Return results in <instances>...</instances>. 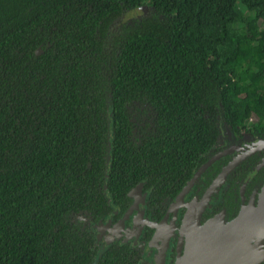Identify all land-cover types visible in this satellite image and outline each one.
I'll return each mask as SVG.
<instances>
[{"label":"trees","instance_id":"obj_1","mask_svg":"<svg viewBox=\"0 0 264 264\" xmlns=\"http://www.w3.org/2000/svg\"><path fill=\"white\" fill-rule=\"evenodd\" d=\"M252 117L264 0H0V264H137L73 217L122 215L138 184L158 207Z\"/></svg>","mask_w":264,"mask_h":264},{"label":"flooded vegetation","instance_id":"obj_2","mask_svg":"<svg viewBox=\"0 0 264 264\" xmlns=\"http://www.w3.org/2000/svg\"><path fill=\"white\" fill-rule=\"evenodd\" d=\"M249 122L235 130L220 127L204 161L176 195L158 207L146 205L147 193L138 184L139 194L144 195L141 216L139 206L132 207L135 186L129 192L131 202L124 213L116 218L109 216L97 225L98 238L105 241V246L117 241L139 249L137 264H223L227 252L230 264H238L237 260L243 263L250 256L264 264V213L258 208L264 184V129L254 128L250 118ZM245 207L249 210L242 228L228 227ZM255 208L260 211V224V215L256 211L252 214ZM210 222L213 227L208 230H215L214 223L230 230L225 233V241L231 248H212L213 239L205 238L200 230ZM149 223L160 225L156 228Z\"/></svg>","mask_w":264,"mask_h":264},{"label":"water","instance_id":"obj_3","mask_svg":"<svg viewBox=\"0 0 264 264\" xmlns=\"http://www.w3.org/2000/svg\"><path fill=\"white\" fill-rule=\"evenodd\" d=\"M42 50L40 48H37L36 49V53H40ZM139 188H140V185H137L134 190L131 192V196H133V194L135 195L134 196V199L136 197V201L134 202V204L132 205L133 206H139V214L141 216L142 212H143V205H144V195L143 194H139L137 196L136 193L139 192ZM138 199V200H137ZM259 207L258 208H261V212L264 213V207H261L262 205L264 206V184L262 186V189H261V197H260V200H259ZM131 207V208H132ZM250 208V206H249ZM248 209H246V207L243 209V213L240 214L228 227H232L233 230H238V229H241L242 228V224L243 222H245L247 216H248ZM251 210L253 208H250ZM257 212L258 215H260V211H257V209L255 208V210L252 212V214H254V212ZM255 215V214H254ZM258 220V218L256 219ZM262 221V218H261V215L259 216V220H258V223L260 224V222ZM149 225L151 226H155L156 228L159 227L160 224H155V223H149ZM242 225V226H241ZM213 225H212V222L206 224V226H202V229H200L202 232H204V237L205 238H212L213 239V242H211V244L214 246H212V248H215V249H219L220 246H224L226 247V249H229L231 248L230 247V244H229V241H225V237H226V234L228 231H230L229 229L227 228H223V227H218L216 226V224L214 223V228L215 230H208V228H212ZM257 227V226H256ZM226 233V234H225ZM249 239L252 238V234L249 233L248 235ZM220 238H224L223 240L220 239ZM249 246L252 247V244H249ZM223 248V247H222ZM251 249V248H250ZM228 256H227V259L225 260V257L222 259L224 261L223 264H230L229 263V260L231 259V256L229 255V253L227 252ZM205 257V256H204ZM258 261L259 259H254L252 256H250L249 258L247 259H244L243 260V263H241V260H237V263L238 264H258ZM235 264V263H234Z\"/></svg>","mask_w":264,"mask_h":264},{"label":"rangeland","instance_id":"obj_4","mask_svg":"<svg viewBox=\"0 0 264 264\" xmlns=\"http://www.w3.org/2000/svg\"><path fill=\"white\" fill-rule=\"evenodd\" d=\"M145 12V11H144ZM141 13L140 12H136V13H133L132 16H136V17H139ZM131 17V16H129ZM254 118L252 117L251 118V121H253ZM249 121V119H248ZM139 194V192H138ZM85 213L81 212V213H78L76 214L74 217H73V220L74 222L78 223V222H81L83 224V226L91 231L93 233V235L95 236L94 239H95V244L97 245V247H99L101 250L105 247V241L101 238H98V230H99V227H97L98 224H94L92 223L89 218H87L86 215H84Z\"/></svg>","mask_w":264,"mask_h":264}]
</instances>
